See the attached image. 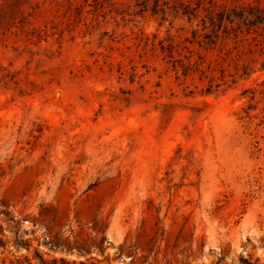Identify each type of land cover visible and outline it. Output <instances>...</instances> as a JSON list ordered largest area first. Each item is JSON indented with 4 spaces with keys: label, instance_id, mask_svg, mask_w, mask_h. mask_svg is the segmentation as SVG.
<instances>
[{
    "label": "rangeland",
    "instance_id": "obj_1",
    "mask_svg": "<svg viewBox=\"0 0 264 264\" xmlns=\"http://www.w3.org/2000/svg\"><path fill=\"white\" fill-rule=\"evenodd\" d=\"M0 264H264V0H0Z\"/></svg>",
    "mask_w": 264,
    "mask_h": 264
},
{
    "label": "trees",
    "instance_id": "obj_2",
    "mask_svg": "<svg viewBox=\"0 0 264 264\" xmlns=\"http://www.w3.org/2000/svg\"><path fill=\"white\" fill-rule=\"evenodd\" d=\"M261 15V14H260ZM260 15H258V16H260Z\"/></svg>",
    "mask_w": 264,
    "mask_h": 264
}]
</instances>
